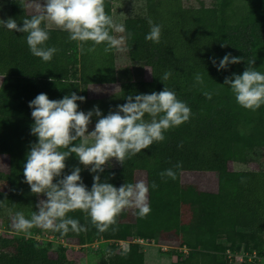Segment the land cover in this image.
<instances>
[{
	"label": "trees",
	"instance_id": "trees-1",
	"mask_svg": "<svg viewBox=\"0 0 264 264\" xmlns=\"http://www.w3.org/2000/svg\"><path fill=\"white\" fill-rule=\"evenodd\" d=\"M0 1L10 2V18L20 26L35 15L25 11L24 3L31 0ZM143 2L141 14L122 21L126 31L121 35H132L126 40V64L121 68L115 67V50L105 53V45H100L88 52L92 46L88 42L81 52L77 42L59 29H49L46 46L58 51L44 62L31 54L26 34L0 26V156L8 158L7 171L0 174L4 183L0 227L6 233L0 235V264H75L68 258L67 248L55 244L56 240L75 241L82 247L98 241H127L126 251L110 244L108 258L98 264H145L141 246L133 241L153 242L171 236L179 248L188 250L177 264H228L227 249L233 254L242 249L263 257L264 162L258 171H233L229 164L252 162L246 149L254 145L255 130L263 132L257 140L264 144V105L255 112L242 108L224 81L242 75L248 67L264 73V0H212L208 6L200 2L197 8L183 6L182 0ZM105 9L114 19L111 0H105ZM149 20L162 28L159 43L145 38L150 32ZM227 54L241 58V63L218 71L219 61ZM147 68L149 81L144 79ZM165 72L172 73L168 80L162 79ZM197 74L203 77V84L196 82ZM98 84H118V91L108 101L113 111L129 95L158 93L164 87L191 109L190 120L165 132L163 142L100 173L101 182L119 188L135 183L137 172H145L150 214L141 219L136 209L125 210L115 231L110 228L99 233L86 214L76 211L69 217L88 229L79 235L70 231L61 236L39 228L31 229L30 237L17 233L12 225L14 214L23 212L30 218L38 211L39 196L32 194L23 175L30 148L38 143L31 134L34 120L29 103L41 93L60 100L74 92L86 101L89 86ZM204 92H210L212 98L207 99ZM77 103L82 111V103ZM177 163L183 167L175 169ZM75 167L81 168L83 183L91 190L94 174L74 154L66 160L64 175ZM169 168L176 172L175 180L161 178L160 173ZM184 172L214 173L217 191L182 185ZM153 183L158 187L152 188ZM183 205L191 213L189 224L181 220ZM48 236L53 241L46 240Z\"/></svg>",
	"mask_w": 264,
	"mask_h": 264
},
{
	"label": "clouds",
	"instance_id": "clouds-1",
	"mask_svg": "<svg viewBox=\"0 0 264 264\" xmlns=\"http://www.w3.org/2000/svg\"><path fill=\"white\" fill-rule=\"evenodd\" d=\"M31 4L36 14L25 18L22 26L13 18L0 19V26L26 34L31 54L44 62L51 61L58 51L46 46L49 29L53 26L67 32L81 52L88 42L92 44L88 52H95L100 45H105V53L123 52L126 40L132 35H113L123 34L126 29L106 12L105 0H31ZM149 25L146 40L159 43L161 26L151 20ZM211 62L216 66L215 59ZM254 62L252 60L250 64ZM239 63L241 58L227 54L219 61L217 70ZM171 75V72H165L162 79L168 80ZM195 80L198 84L204 82L200 74ZM224 84L230 87L242 108L255 112L264 105V73L253 67H248L242 75L225 78ZM203 94L209 100L212 98L210 92ZM85 99L73 92L60 100H50L41 93L29 103L34 120L31 134L37 137L38 143L31 146L27 155L24 182L32 194L43 195L46 199L39 200L38 211H33L30 218L23 212L14 214L12 225L17 233L30 237V230L39 228L61 236L70 231L79 235L88 229L79 220L69 217V213L76 211L86 214L99 233L110 228L115 231L118 217L125 210L136 209L141 219L150 214L149 187L143 179L117 188L106 181L101 182L100 173L113 159L123 165L153 143L163 142L165 132L190 120L191 109L166 87L158 93L129 95L126 103L118 105L106 116L98 106L87 113L78 110L77 101L83 103ZM94 116L97 122L90 132L89 125ZM73 154L94 174L91 190L83 183L80 167L64 175L66 160ZM182 167V163L174 165L175 169ZM160 176L175 180L176 172L169 168ZM156 187L158 185L153 183L152 188Z\"/></svg>",
	"mask_w": 264,
	"mask_h": 264
},
{
	"label": "rangeland",
	"instance_id": "rangeland-1",
	"mask_svg": "<svg viewBox=\"0 0 264 264\" xmlns=\"http://www.w3.org/2000/svg\"><path fill=\"white\" fill-rule=\"evenodd\" d=\"M116 1L117 5H124L125 2H129V8H133L132 11L129 9L122 13L113 11L114 19L117 23H122L123 19L129 16H135L141 14V9L144 6L143 0H113ZM212 0H182L183 6L185 7H195L197 8L200 2L204 3L206 6L210 4ZM9 3L0 2V19L7 20L10 13ZM35 10V8L30 7L29 11ZM121 35V34H119ZM119 65L124 67L126 58L124 54H120ZM117 66V67H118ZM144 79L146 81L150 80V70L145 69ZM118 91V84L111 86H96L91 87L89 92H87V100L82 103V111L87 113L98 106L99 110L103 115H107L113 108L108 103L109 99H112L113 95ZM97 122L96 117L92 119V123L89 125V131H93L95 123ZM254 135H258L257 138L263 136V132L260 130H255ZM254 141V145L251 148H247L248 155L253 159L249 164L243 163H230L229 168L233 171H258L264 162V144L263 140ZM119 162L112 160L109 166L106 167H116ZM8 158L6 156H0V174L7 171ZM143 179L146 182L145 172L136 173V181ZM182 185H192L200 191L212 192L217 191V176L214 173H201V172H184L181 174ZM4 187V183L0 181V189ZM40 199H46L43 195L38 197V202ZM182 216L181 220L184 224H189L191 221V213L186 205L181 207ZM1 222V219H0ZM4 230L0 227V235H4ZM168 238V236L164 235ZM174 237H169L166 240L153 241L149 244H143V252L145 255V264H177L180 262L187 254H184L186 248H182L181 251L178 247V241ZM62 244L67 248V256L72 259L75 264H98L102 259L108 258V247L114 245L122 251H126L129 245L127 241H98L91 245H86L84 247L76 244L75 241H65L64 243L55 242V244ZM113 243V244H112ZM188 251V250H186ZM226 252V251H225ZM244 252V251H243ZM111 253V252H110ZM184 254V255H183ZM264 257V255H263ZM227 258V256H226ZM228 260V259H227ZM229 261V260H228ZM228 264H264V259L261 262H248L241 261L240 257H234V259Z\"/></svg>",
	"mask_w": 264,
	"mask_h": 264
},
{
	"label": "crops",
	"instance_id": "crops-1",
	"mask_svg": "<svg viewBox=\"0 0 264 264\" xmlns=\"http://www.w3.org/2000/svg\"><path fill=\"white\" fill-rule=\"evenodd\" d=\"M0 2H3V1H0ZM4 2H7V3H9V6H10V2L9 1H4ZM116 1H113V0H111V4H112V9H113V11L115 10V11H117V12H120V13H122V12H124V11H127V10H131L132 11V7L131 8H129V2H125L124 3V5H117V3H115ZM24 6H25V11L28 13V14H36V12H35V10H32V11H29V8L30 7H33V8H35L34 7V5H32L31 4V1H26L25 3H24ZM193 8H195V7H193ZM142 10H144V6L142 7V9H141V12H142ZM8 18H10V13H9V16H8ZM51 29H57V28H55L54 26L51 28ZM115 35H119V34H116V33H114ZM124 54L123 52H117L116 50H115V67L116 68H121L120 66H118L119 65V60L121 59L120 58V54ZM126 62V60L124 61V63ZM118 66V67H117ZM1 81H2V77L0 76V84H1ZM106 85H108V86H111V85H116V84H98V85H90L89 86V88H88V91L87 92H89V90H90V88L91 87H96V86H106ZM88 96V95H87ZM88 98V97H87Z\"/></svg>",
	"mask_w": 264,
	"mask_h": 264
},
{
	"label": "built area",
	"instance_id": "built-area-1",
	"mask_svg": "<svg viewBox=\"0 0 264 264\" xmlns=\"http://www.w3.org/2000/svg\"><path fill=\"white\" fill-rule=\"evenodd\" d=\"M46 240H48V241H53V238H52V236H48L47 238H46ZM55 242H61V243H64L62 240H56ZM133 243H136V244H138V245H140L141 246V251L143 252V244H149V243H151V242H149V241H147V240H142V239H136V240H134L133 241ZM181 249L182 248H179V250L178 251H181ZM184 251V254H187V252L188 251H186L185 249H183ZM144 253V252H143ZM225 255L227 256V259L229 260V262H231L233 259H234V257H240L241 258V261H248V262H255V261H258V262H261L263 259H264V257H260V256H258L257 254H256V252H252V253H248V252H243V250L241 249V251L240 252H238V253H235V254H233V253H231V251L230 250H226V252H225ZM145 256V255H144Z\"/></svg>",
	"mask_w": 264,
	"mask_h": 264
}]
</instances>
